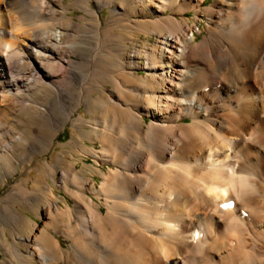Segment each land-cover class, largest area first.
<instances>
[{"label": "bare ground", "instance_id": "6f19581e", "mask_svg": "<svg viewBox=\"0 0 264 264\" xmlns=\"http://www.w3.org/2000/svg\"><path fill=\"white\" fill-rule=\"evenodd\" d=\"M27 114L0 264H264V0H0L3 182Z\"/></svg>", "mask_w": 264, "mask_h": 264}, {"label": "rangeland", "instance_id": "374dc122", "mask_svg": "<svg viewBox=\"0 0 264 264\" xmlns=\"http://www.w3.org/2000/svg\"><path fill=\"white\" fill-rule=\"evenodd\" d=\"M73 0H65L66 4H72ZM210 3V2H209ZM83 11L81 10H75L73 9L70 12V15H81ZM104 16L109 17L111 15V9L110 7H106L104 12L102 13ZM205 22V21H204ZM73 57L77 60H81L79 56L73 55ZM44 98H47L48 96L44 94ZM84 114L89 116L86 112L85 109L82 110ZM29 114L25 115L24 120H20L19 123H13L12 121L8 124L10 128L14 129L15 132L11 137L16 138L15 140V147L18 148L19 150H16L14 148L11 152H8L10 149L8 147H5L4 150L8 152V154H5L3 156V159L1 160L5 165L4 167H11L14 169V173L7 179V181L3 182L5 178L0 180V198L5 196L9 192V190L13 187L16 186L17 184L24 182L26 180V175L27 172L29 171V167L35 162V165L37 166V162L39 161L40 156L38 154H33V152H29L27 154H24L23 150V142L19 138V136H24V138H33L35 137L36 133L31 132V129L33 126L31 125L32 121ZM13 120V119H11ZM73 132L74 128L69 124L66 126L65 129L61 130V135L59 139L63 144H68L73 138ZM30 155V156H29ZM52 155V154H51ZM50 155V156H51ZM47 156H42L41 159H44ZM83 163H80L79 166L83 167ZM35 174V172H34ZM59 193H62L65 195V193L61 190H57ZM30 216H33L38 220L39 223H41V219L35 217L29 210H25ZM4 215V214H2ZM5 255L4 253L0 250V259H4ZM4 261V260H0Z\"/></svg>", "mask_w": 264, "mask_h": 264}]
</instances>
